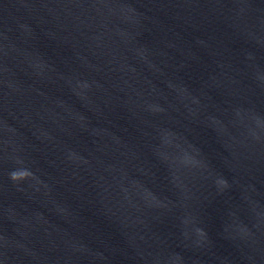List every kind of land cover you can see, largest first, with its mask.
<instances>
[{
    "label": "water",
    "instance_id": "obj_1",
    "mask_svg": "<svg viewBox=\"0 0 264 264\" xmlns=\"http://www.w3.org/2000/svg\"><path fill=\"white\" fill-rule=\"evenodd\" d=\"M0 264H264V0H0Z\"/></svg>",
    "mask_w": 264,
    "mask_h": 264
}]
</instances>
